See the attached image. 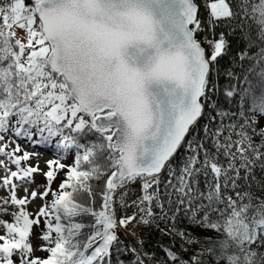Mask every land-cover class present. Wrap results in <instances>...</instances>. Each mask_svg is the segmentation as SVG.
Wrapping results in <instances>:
<instances>
[{
	"label": "snow or ice",
	"instance_id": "obj_1",
	"mask_svg": "<svg viewBox=\"0 0 264 264\" xmlns=\"http://www.w3.org/2000/svg\"><path fill=\"white\" fill-rule=\"evenodd\" d=\"M0 171V264H264V0H0Z\"/></svg>",
	"mask_w": 264,
	"mask_h": 264
},
{
	"label": "rangeland",
	"instance_id": "obj_2",
	"mask_svg": "<svg viewBox=\"0 0 264 264\" xmlns=\"http://www.w3.org/2000/svg\"><path fill=\"white\" fill-rule=\"evenodd\" d=\"M46 159H47V156H42L41 155L38 159H34L33 161H31V163H33V164H37L38 163L39 167L41 169H44V162H45ZM0 175H3L2 171H0ZM35 179H36V183L34 185H32L31 187L41 186L40 190L42 191L43 190V188H42L43 180H42L41 176L37 175ZM25 186H27V185H25ZM29 190L31 191V188ZM7 195H8V193L3 188H0V197H5ZM17 195L21 196V197L24 195L23 187L18 189ZM41 203H42L41 200L36 199L30 205H28V210L30 212H35L36 210H38V208L41 205ZM9 211H12V209L10 208ZM0 219L6 220V221H10L11 220V216L10 215H2V214H0ZM0 234H3V229H0ZM123 234L125 235L124 232H121V235H123ZM130 238L131 237H128V239H130ZM36 254L37 255H42V252L37 251Z\"/></svg>",
	"mask_w": 264,
	"mask_h": 264
},
{
	"label": "trees",
	"instance_id": "obj_3",
	"mask_svg": "<svg viewBox=\"0 0 264 264\" xmlns=\"http://www.w3.org/2000/svg\"><path fill=\"white\" fill-rule=\"evenodd\" d=\"M29 151H32L31 148L28 149ZM42 156H47V159L45 160L44 162V171H47V167H46V161L50 158H52L49 154L45 153V154H42ZM66 164H71L72 163V157L71 156H68L67 159L64 161ZM42 180H43V185L45 183V180H44V177L42 175H40ZM63 179V173H60V175L58 176L57 180L52 184V188L53 189H56L58 187V184L60 182V180ZM50 199V197H49ZM37 232H39V229L36 230ZM146 235V233H145ZM131 239V238H130ZM154 239H161V237L159 235L155 236ZM35 236L33 237V242L36 243L38 241H35ZM164 242L167 243V238H164ZM262 252H264V249H261ZM37 255V254H36ZM47 253L45 252H42V255H37V256H46Z\"/></svg>",
	"mask_w": 264,
	"mask_h": 264
}]
</instances>
